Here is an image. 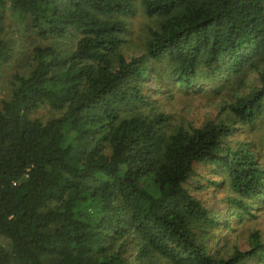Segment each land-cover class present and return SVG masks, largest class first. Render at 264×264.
Segmentation results:
<instances>
[{"label":"trees","instance_id":"16d2710c","mask_svg":"<svg viewBox=\"0 0 264 264\" xmlns=\"http://www.w3.org/2000/svg\"><path fill=\"white\" fill-rule=\"evenodd\" d=\"M134 1L0 0V74L13 54L9 12L47 43L0 107V264L264 263L257 234L252 250H212L224 225L190 184L198 165L218 169L211 185L227 187L236 224L264 197L260 151L231 140L264 120V0H144L160 21L128 59ZM162 63L181 88L204 72L259 84L225 106L229 123L167 136L165 115L139 112ZM43 107L51 118L32 117Z\"/></svg>","mask_w":264,"mask_h":264},{"label":"rangeland","instance_id":"374dc122","mask_svg":"<svg viewBox=\"0 0 264 264\" xmlns=\"http://www.w3.org/2000/svg\"><path fill=\"white\" fill-rule=\"evenodd\" d=\"M144 0H135L132 14L124 17L128 28L126 44L122 52L126 58L143 55L149 32L156 29L159 18H150L146 15ZM7 37L12 40L13 54L0 74V107L4 100L11 96L15 77L27 74L32 70L33 51L39 45H45L41 39L36 37L28 27L27 23L20 20L17 15L9 12L6 19ZM205 73V72H204ZM200 75V80L191 88H181L176 83V74L168 66L162 63L158 74H150L148 81L149 104L139 109L144 116L163 114L167 118L163 126L167 136L172 135L179 128H201L210 122H228L227 112L223 109L234 101L235 96L248 94L253 87L259 84L256 74L247 72L243 79L239 74L229 79L217 78L210 73ZM245 82V83H243ZM53 116L48 107L33 113L32 117L47 120ZM229 123V122H228ZM232 137V142L248 141L257 147L264 159V120L254 128H239ZM264 162V161H263ZM211 166L198 165L195 177L191 182L194 195L202 203L217 214L224 225L221 230V238L212 250L220 251L219 256H231L235 249L246 252L254 247L252 237L254 234L264 243V197L253 199L249 203H257L251 207V213L239 223H232L235 219L229 217L228 206L224 199L229 195L225 185L213 187L211 182L221 183L216 175L219 170H213ZM204 186L205 189H200ZM228 220L232 223V229L226 227ZM218 236V235H217ZM0 243L8 244V241L0 237ZM158 264H167L165 260H157ZM244 264H264L259 260L248 261Z\"/></svg>","mask_w":264,"mask_h":264}]
</instances>
